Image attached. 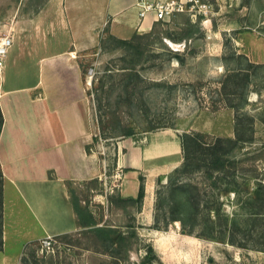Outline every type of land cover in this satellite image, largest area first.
Segmentation results:
<instances>
[{"label":"rangeland","instance_id":"1","mask_svg":"<svg viewBox=\"0 0 264 264\" xmlns=\"http://www.w3.org/2000/svg\"><path fill=\"white\" fill-rule=\"evenodd\" d=\"M30 1L39 3L42 0ZM204 1L211 2L215 9V13L206 18L211 20L209 27L201 21L207 33L196 34L182 42L165 37L155 39L153 50L149 53L150 60L139 65L142 75L165 82L164 85L147 88L144 102L139 94L133 95L132 100L124 99V96L121 100L118 98L121 91L118 85L109 90L112 107L117 108L114 117L121 124L108 134H102L99 127L96 141L100 144L114 182H117L113 176L117 171L115 143L124 137L121 134L123 123L134 126L136 136L153 130L154 126H158L156 129L174 127L181 132L203 131L211 136H235L238 112L220 99L222 96L218 90L230 69L246 65L245 58L237 56L239 53L253 52L259 56L260 49L263 50L264 38H257L255 34H264V0ZM28 3L20 7L0 4V36L8 32L9 14H16L17 11V14L29 13L39 6ZM184 15L178 16L170 27L174 28ZM190 17L193 21L197 20ZM11 25L9 23V28ZM219 32L221 35L216 38ZM227 37L230 39L225 45ZM14 51L15 45H12L8 57H12ZM234 52L236 55H233ZM125 53L121 47L109 49L102 46L85 63V72L93 67V81L97 82L107 65H119V58ZM259 63L262 66L252 71L248 103L242 109L255 118L252 124H247L249 128L244 129L247 135L253 131V139L239 143L233 151V155L241 160L239 166L220 176L221 188L226 187L227 181L233 180L231 185L236 191L224 193L219 188L212 190L201 173L185 177L190 184L199 183L208 199L199 216L200 223L193 228L192 222H188L186 229L192 231H185L179 220L167 222L165 219L167 193H162L160 199L158 197L168 183V176L157 183L153 204L142 212L133 207L110 208L107 197L95 199L94 192L80 186L73 189V193L83 206L92 208L98 225L111 227L115 238L121 232L137 231L127 253L124 247L117 246L118 242L110 247L107 241L96 242L81 231L82 228L73 233L72 243L56 239L52 247L43 250L42 240L32 242L25 248L18 264H115L118 261L115 255L120 257L119 264H264V214L257 212L264 207L261 200L264 192L253 193L258 179L264 177V62ZM89 91L98 118L93 82ZM105 109L107 111L108 106ZM211 193L217 195L216 202L209 200ZM158 203L165 206H157Z\"/></svg>","mask_w":264,"mask_h":264},{"label":"crops","instance_id":"2","mask_svg":"<svg viewBox=\"0 0 264 264\" xmlns=\"http://www.w3.org/2000/svg\"><path fill=\"white\" fill-rule=\"evenodd\" d=\"M141 1L146 0L0 2L5 6L39 5L29 13L9 14L6 25L14 35L15 51L12 57L7 56V72L4 68L0 76L4 114L0 134L4 245L0 264H18L34 241L83 228L71 189L88 188L96 179L103 188H91L95 199H108L113 191L136 197L144 176L142 212L149 207V196L154 201L159 178L164 179L183 162L178 128L124 136L115 143V168L122 170V176L114 182L95 141L100 130L85 63L101 50L107 32L128 38L136 31L152 29L155 14L141 17ZM210 21L205 22L206 27ZM216 34L219 38L221 32ZM255 37L263 39L264 34ZM262 46L259 56L244 53L254 62H264V42ZM89 210L94 215L92 208Z\"/></svg>","mask_w":264,"mask_h":264},{"label":"trees","instance_id":"3","mask_svg":"<svg viewBox=\"0 0 264 264\" xmlns=\"http://www.w3.org/2000/svg\"><path fill=\"white\" fill-rule=\"evenodd\" d=\"M186 14V15H184ZM184 15L183 20L177 21L175 27L172 28L171 23L177 20V17ZM172 21L156 20L152 29L149 32L140 33L135 32L128 38L118 37L110 32L102 38V46L106 48H124L126 53L119 59L121 63L119 65L108 64L103 74L98 78V81L94 83V89L96 91L98 122L102 134H108L116 129L121 121L115 119L114 115L117 113V108L114 109L111 103V96L109 95L110 88L120 86L121 91L118 98L122 100H132L133 95L139 94L141 100L145 95V90L155 85H164L165 82L158 80H151L139 71V65H142L150 60L149 53L153 50V42L155 39L169 38L175 42H182L193 38L196 34H205L202 28V16L195 21L192 20L188 12L177 11L172 17ZM229 37L225 45L229 43ZM172 50V49H171ZM236 55V52L233 53ZM238 57H244L246 65H237L236 68H232L225 75L221 81L219 92L221 93L223 102L226 105L234 107L237 112L236 132L235 136H211L203 131H183L180 134L182 150H183V162L176 167L168 175V183L164 186V190L160 192H166V208L164 211L165 219L167 222L171 220H179L182 223L185 231H192L186 229L188 222H192L193 228L198 225V221L201 211L205 208L204 203L208 199L204 196L203 187L199 183L190 184L185 180V177L201 173L205 177L206 181H209V185L212 190L219 188L222 192L227 193L229 191H236V188L231 185L233 180L226 182V187L221 188L222 174H228L232 168L239 166L240 161L233 155V151L239 146V143L247 142L253 139V131L247 135L249 123L255 120L254 116L249 115L242 111L245 105L248 103L247 92L249 91L252 82V71L262 66L261 63L254 62L249 59L245 53H239ZM180 57V55H179ZM118 99V102L121 100ZM120 104V103H119ZM105 106H108V110H103ZM219 107L215 106L217 109ZM243 117V118H242ZM264 121V120H263ZM4 124V114L0 105V134ZM248 124V125H247ZM121 134L124 136H130L136 134V129L131 124L123 123L121 125ZM158 126H154L152 129H156ZM244 129H246L244 131ZM252 129V128H250ZM98 140V135L95 137V141ZM260 158V157H259ZM176 176V177H175ZM162 181V177L159 178V182ZM92 186V187H91ZM93 190H101L103 186L98 185L97 180L94 179L88 185V192ZM253 193L259 191L264 192V177L259 178L256 188L253 189ZM4 175L0 164V251L3 250V203H4ZM72 200L75 209L79 215L82 223L83 231L88 237L93 240L106 242L109 247L118 242L119 247H124L127 250L132 246L134 238L137 236V231L133 230L131 233L121 232L118 237H114L111 234V227L98 225L99 221L91 213L88 206H83L77 195L73 193L71 189ZM145 196V178L141 176V185L139 194L136 197H123L118 193H110L108 195L110 208H128L133 207L137 211H141L143 207ZM211 202H216L218 197L215 193H211ZM262 206H264V196L261 197ZM159 202V201H158ZM159 204V205H158ZM157 206L164 205L158 203ZM164 205V206H165ZM211 206V205H207ZM213 207L210 208L212 210ZM260 214H264V207L260 211ZM211 213H208V215ZM160 215V213H159ZM216 216V212H215ZM160 217L157 218L159 221ZM158 225V224H157ZM162 226V225H159ZM76 232V231H75ZM74 232L64 233L55 236L59 241H65L72 243V236ZM118 254L119 252L116 251ZM121 252V251H120ZM115 264H119L120 257L115 255Z\"/></svg>","mask_w":264,"mask_h":264},{"label":"built area","instance_id":"4","mask_svg":"<svg viewBox=\"0 0 264 264\" xmlns=\"http://www.w3.org/2000/svg\"><path fill=\"white\" fill-rule=\"evenodd\" d=\"M140 16L145 17L149 12L155 14L156 20L170 21L174 13L177 11L188 12L192 17L198 19L202 16L203 23L207 21V17L215 13L214 6L211 2L204 0H158V1H141ZM208 37L212 35L209 33ZM14 44V35L12 32L5 33L0 36V76L5 68L7 56L10 48ZM94 68L91 67L87 71V83L92 86L94 77ZM122 170L116 171L115 179L121 178ZM41 244V249H48L56 242V237L48 235L44 237Z\"/></svg>","mask_w":264,"mask_h":264},{"label":"bare ground","instance_id":"5","mask_svg":"<svg viewBox=\"0 0 264 264\" xmlns=\"http://www.w3.org/2000/svg\"><path fill=\"white\" fill-rule=\"evenodd\" d=\"M166 154H168V153H166ZM152 203H153V198H152V196H149V197L147 198V204H148L149 206H151Z\"/></svg>","mask_w":264,"mask_h":264}]
</instances>
